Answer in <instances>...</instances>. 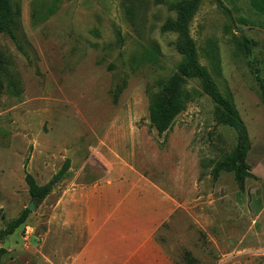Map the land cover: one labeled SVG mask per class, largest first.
Wrapping results in <instances>:
<instances>
[{"label":"rangeland","instance_id":"obj_1","mask_svg":"<svg viewBox=\"0 0 264 264\" xmlns=\"http://www.w3.org/2000/svg\"><path fill=\"white\" fill-rule=\"evenodd\" d=\"M180 1L11 0L22 50L5 36L0 48L21 94L0 95V250L9 242L0 264H52L62 248H51L49 224L58 221L63 197L76 196L120 162L175 200L165 237L181 264L184 252L199 264H264V107L239 48L244 38L253 41L264 71V21L249 0H222L227 11L204 0L190 24L200 64L248 133L253 178L239 193L232 174L212 179L236 138L216 124L214 105L198 82L187 81L184 89L194 99L167 132L158 135L149 122L151 94L181 62L177 36L163 31L176 18L169 3ZM65 161L63 181L36 204L25 171L43 186ZM25 209L31 210L25 224L3 236Z\"/></svg>","mask_w":264,"mask_h":264},{"label":"crops","instance_id":"obj_2","mask_svg":"<svg viewBox=\"0 0 264 264\" xmlns=\"http://www.w3.org/2000/svg\"><path fill=\"white\" fill-rule=\"evenodd\" d=\"M77 193L63 197L58 221L49 224L51 248H62L52 264H181L165 237L175 200L132 165L110 164ZM45 248L48 261L49 242Z\"/></svg>","mask_w":264,"mask_h":264},{"label":"trees","instance_id":"obj_3","mask_svg":"<svg viewBox=\"0 0 264 264\" xmlns=\"http://www.w3.org/2000/svg\"><path fill=\"white\" fill-rule=\"evenodd\" d=\"M202 1L204 0H182L175 4L169 3V6L173 5L176 18L168 21L163 31L177 36L175 51L180 56L181 62L174 73L160 83L158 92L151 94L148 106L149 122L158 135L167 132L174 119L183 113L187 104L194 99V93L184 89L187 81L198 82L202 93L214 105L216 124L231 129L236 138L235 146L230 153L214 166L211 172L212 179L216 181L222 173L232 174L239 193H243L245 181L253 178L246 164V156L250 151L246 127L234 104L220 93L209 72L200 64L196 44L190 35L191 21ZM212 1L220 9L227 11L222 0ZM249 1L254 14L264 21V0ZM17 17L18 11L14 9L11 0H0V36L7 37L17 50L21 51L22 48L16 35ZM262 24L264 26V22ZM239 48L249 59L256 94L264 107V71L257 65L254 58L256 44L244 38L239 44ZM152 60L156 61L155 55L152 56ZM11 68L10 58L0 48V95L7 93L10 96L19 97L21 94L20 81ZM68 170L69 162L65 161L61 169L43 186H38L33 177L25 171L24 181L30 198L36 204L42 203L53 189L63 181ZM30 213L28 209L23 210L18 218L7 226L2 235L5 237L12 236L25 224ZM4 253L3 250H0V256ZM181 259L184 264H199L188 252L182 253Z\"/></svg>","mask_w":264,"mask_h":264},{"label":"water","instance_id":"obj_4","mask_svg":"<svg viewBox=\"0 0 264 264\" xmlns=\"http://www.w3.org/2000/svg\"><path fill=\"white\" fill-rule=\"evenodd\" d=\"M30 212L31 210L28 209ZM8 246H9V242L7 239H4V243H3V246H2V250H7L8 249Z\"/></svg>","mask_w":264,"mask_h":264}]
</instances>
